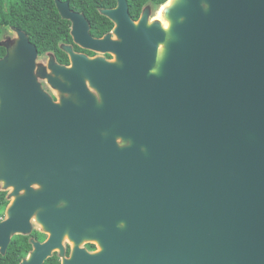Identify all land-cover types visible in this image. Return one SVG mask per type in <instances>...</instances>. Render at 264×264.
<instances>
[{
    "label": "water",
    "instance_id": "95a60500",
    "mask_svg": "<svg viewBox=\"0 0 264 264\" xmlns=\"http://www.w3.org/2000/svg\"><path fill=\"white\" fill-rule=\"evenodd\" d=\"M118 2L113 41L56 0L119 64L71 52L45 73L24 32L1 43L0 246L36 213L50 237L25 264H264V0H178L169 31Z\"/></svg>",
    "mask_w": 264,
    "mask_h": 264
},
{
    "label": "flooded vegetation",
    "instance_id": "af4514ba",
    "mask_svg": "<svg viewBox=\"0 0 264 264\" xmlns=\"http://www.w3.org/2000/svg\"><path fill=\"white\" fill-rule=\"evenodd\" d=\"M60 1V0H59ZM127 1L128 5V12L129 17L134 23H139L141 19L147 15L148 21L154 22L155 16L157 15L159 9L163 5H155L152 2L142 6L140 12L137 14L136 11L130 6L129 0ZM169 0H167L168 2ZM61 3H67L69 5L70 11L74 14H79L84 17L86 22L89 25V35L94 40H104L107 36L111 37V40L113 41H119L118 36L116 35L115 31L117 29V25L114 21L109 19L107 16L103 14V11L107 10H116L118 8L119 2L116 0V6L108 9H99V15L102 17L103 22L109 21L112 24V28L108 32L103 33L102 26L97 23H93L90 19L86 17L84 13L77 12L75 9H73L71 1H60ZM166 2V3H167ZM165 3V4H166ZM57 8V4H56ZM58 10V8H57ZM59 13V10H58ZM137 14V15H136ZM60 15V13H59ZM61 17V15H60ZM62 18V17H61ZM62 20H64L62 18ZM69 23V34L71 37V42H64L59 45V50L55 52H48L44 55H40L38 53V61L43 58L44 61H42V68H44L45 73H50L49 71V64L53 61L56 64L60 66H64L67 68H70L72 66V59H71V52L83 55L88 57L89 59H97L102 58L106 61H109L111 63H117L119 64L117 55L110 51V52H103L100 49L96 48H88L84 45L78 43L75 40V37L73 36V28L74 24L73 22L69 20H64ZM85 30V26L82 27L81 31L83 32ZM103 33V34H102ZM30 40V39H29ZM31 42V41H30ZM32 44V43H31ZM57 52V53H56ZM59 54L60 56H57ZM42 81L39 80L41 83L43 90L47 92L55 102H58L60 99V95L54 93L56 90L53 89L50 85L47 79L41 78ZM48 87L50 93L44 88ZM0 193H4L3 202H6L7 204L0 207V226L9 219V211L11 205L15 202V196L13 190H0ZM31 224V231L27 234H20L16 233L13 236H11L10 243L7 246L6 250L3 251V246H0V264H25L27 261H29L32 257V255L36 251L35 244H44L48 241L50 235L46 233L43 229V226L39 223L37 220V214H33V216L30 219ZM85 249L89 252H96L98 251V246L96 244H87L84 246ZM64 248H65V257L69 258L71 256L72 250H73V244L70 243L67 239L64 241ZM14 250V254L10 255V250ZM24 255V256H23ZM56 258L58 260V263L56 264H62L63 258L61 257L59 251H56L52 257L47 259L44 264H51L50 259Z\"/></svg>",
    "mask_w": 264,
    "mask_h": 264
},
{
    "label": "trees",
    "instance_id": "16d2710c",
    "mask_svg": "<svg viewBox=\"0 0 264 264\" xmlns=\"http://www.w3.org/2000/svg\"><path fill=\"white\" fill-rule=\"evenodd\" d=\"M70 1L75 11L84 13L93 23L100 24L103 33L112 28L109 21L103 22L105 19L100 17L98 11L116 6V0ZM151 2L155 5H164L167 0H129L130 6L137 14L142 6ZM9 29L24 32L40 55L58 51L61 43L71 42L69 23L60 17L56 8V0H0V59H3L7 53L1 43ZM57 56L60 55L57 54ZM4 195L0 193V207L7 204L3 202ZM13 254L14 250L11 249L10 255ZM50 263L56 264L58 260L52 258Z\"/></svg>",
    "mask_w": 264,
    "mask_h": 264
},
{
    "label": "bare ground",
    "instance_id": "6f19581e",
    "mask_svg": "<svg viewBox=\"0 0 264 264\" xmlns=\"http://www.w3.org/2000/svg\"><path fill=\"white\" fill-rule=\"evenodd\" d=\"M178 2V0H169L166 4H164L158 11L157 15L155 16L154 22H150V24L158 22L162 25L163 29L165 31H169L171 23L168 19L170 10L176 5V3ZM164 51H165V46L161 45L159 48V63L161 62V60L163 59V55H164ZM66 239L73 244V248L75 247L74 243L71 242L68 237H65ZM87 243V242H85Z\"/></svg>",
    "mask_w": 264,
    "mask_h": 264
},
{
    "label": "rangeland",
    "instance_id": "374dc122",
    "mask_svg": "<svg viewBox=\"0 0 264 264\" xmlns=\"http://www.w3.org/2000/svg\"><path fill=\"white\" fill-rule=\"evenodd\" d=\"M17 39H18V38H17L16 33H15L12 29H9V30L7 31V33L5 34V36L3 37L2 43H6V44H8V43H9V44H14V43L16 42ZM42 61H44L43 58H41L39 61H37L38 68H40V67L43 66V65H42ZM39 80L42 81L41 78H39ZM44 88L50 93L48 87H45V86H44ZM54 93L58 94V96L60 95L58 91H55ZM10 190H12V189H10ZM94 244H96V243H94ZM96 245H97V244H96Z\"/></svg>",
    "mask_w": 264,
    "mask_h": 264
}]
</instances>
